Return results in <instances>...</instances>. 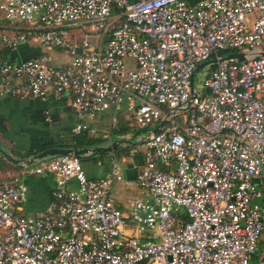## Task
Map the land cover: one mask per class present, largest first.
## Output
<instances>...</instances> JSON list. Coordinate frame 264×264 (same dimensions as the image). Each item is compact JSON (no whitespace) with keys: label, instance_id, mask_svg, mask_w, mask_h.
<instances>
[{"label":"built area","instance_id":"2783aa9c","mask_svg":"<svg viewBox=\"0 0 264 264\" xmlns=\"http://www.w3.org/2000/svg\"><path fill=\"white\" fill-rule=\"evenodd\" d=\"M0 13L8 50L68 58L0 60V99L69 94L75 135L124 106L145 131L136 184L148 196L125 216L110 196L118 166L91 179L71 154L24 161L0 179V264H264V0H0ZM44 175L50 203L22 215L21 176Z\"/></svg>","mask_w":264,"mask_h":264},{"label":"crops","instance_id":"0c3cea01","mask_svg":"<svg viewBox=\"0 0 264 264\" xmlns=\"http://www.w3.org/2000/svg\"><path fill=\"white\" fill-rule=\"evenodd\" d=\"M5 27L6 22L0 13V36L6 31ZM41 48L37 44L28 43L10 51L0 42V60L19 63L41 53ZM70 100L69 94L63 95L58 101L47 102L30 98L0 99V179L9 174H19L22 162L29 163L31 158L47 149L71 148L76 137L73 128L78 119L69 108ZM47 117L50 118L49 122L46 121ZM112 117L113 111H108L91 122V126L98 131L97 137L104 138L103 134L115 127ZM141 136L142 132L116 138L109 134L110 139L104 138L105 143L81 149L88 150L85 156L89 158L81 161L83 172L88 178L105 177L111 173L114 166L119 167L122 180L111 177L110 196L125 216L129 214L127 206L130 200L148 198L146 192L136 184V177L143 167ZM113 142L118 143L115 148L111 147ZM49 146L52 147L48 148ZM108 147L111 148L110 152H97L100 148ZM126 149L130 150L127 154ZM131 150H137V153L134 156L128 155ZM103 153L107 155L98 158ZM21 180L27 187L26 202L22 206L21 214L32 215L44 210L52 199L56 177L21 176ZM67 188L76 191L78 185L73 180Z\"/></svg>","mask_w":264,"mask_h":264},{"label":"trees","instance_id":"16d2710c","mask_svg":"<svg viewBox=\"0 0 264 264\" xmlns=\"http://www.w3.org/2000/svg\"><path fill=\"white\" fill-rule=\"evenodd\" d=\"M191 4H195L196 2L200 1V0H188ZM113 117L116 119L115 121V127H113L111 130H109V134L111 137H120L122 135H126V134H136L138 132H142L145 133L144 130H139L137 129L135 126H133L130 123L129 120V116L126 114H121V112L119 113H113ZM112 117V118H113ZM117 122V123H116ZM96 130V129H95ZM98 131L96 130L95 134H90L88 131H84L78 135H76L75 139H74V144L71 146L70 149H78L81 150L83 148L86 147H91V146H99L103 141H105L104 138H99L97 137ZM52 146H49L48 148H51ZM67 149V148H65ZM130 151L128 149H126V154L127 152ZM107 155V153H103L101 155H99L98 158H102L103 156ZM130 155V154H128ZM96 158V157H93ZM82 161V160H80ZM264 241H261L260 245H259V252H262L264 249Z\"/></svg>","mask_w":264,"mask_h":264},{"label":"water","instance_id":"95a60500","mask_svg":"<svg viewBox=\"0 0 264 264\" xmlns=\"http://www.w3.org/2000/svg\"><path fill=\"white\" fill-rule=\"evenodd\" d=\"M76 52L80 53V50L77 49ZM232 58L241 59L242 56L241 55H229V56L226 57V59H232ZM208 64L209 63H203V64L199 65L197 67L195 73H197L200 70H202ZM156 132H158V129L154 130V133H156ZM117 144L118 143L113 142L111 147L115 148L117 146ZM87 151L88 150H86V149H84V150H78V149L63 150V149H59V148L47 149V150L43 151L42 153H40L39 155H36L35 157L31 158L29 163L32 164L33 162H35L37 160H43V159H45L47 157H55V156H59V155H68V154H71V155L75 156L79 160L83 159L84 157L88 159L89 157L85 156L87 154ZM110 151H111L110 147H108L107 149L100 148V149L97 150V152H110Z\"/></svg>","mask_w":264,"mask_h":264},{"label":"rangeland","instance_id":"374dc122","mask_svg":"<svg viewBox=\"0 0 264 264\" xmlns=\"http://www.w3.org/2000/svg\"><path fill=\"white\" fill-rule=\"evenodd\" d=\"M255 18H256V14L248 15V19H250V23L248 24V27H251L252 22L255 20ZM86 31L90 32L89 27L86 28ZM41 49H42V52L47 54L48 56H50L56 64H64L68 61V58L66 57L64 52H58V51L47 49V48H41ZM210 71H211V69L208 66H206L202 70H200L199 72L195 73L194 79H193V85L195 87L202 86L205 77L208 76ZM121 114L126 115V111L124 109V106L122 107ZM105 142L106 141H103L102 143H105ZM81 160L84 161V160H87V158L84 157ZM39 162H40L39 160L35 161V164L33 166H36Z\"/></svg>","mask_w":264,"mask_h":264}]
</instances>
